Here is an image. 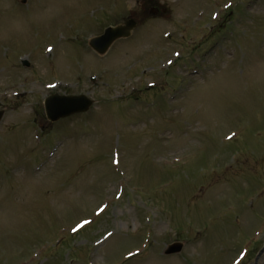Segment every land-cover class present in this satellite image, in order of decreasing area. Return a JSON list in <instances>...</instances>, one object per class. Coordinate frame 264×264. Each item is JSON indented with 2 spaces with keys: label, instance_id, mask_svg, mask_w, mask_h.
Wrapping results in <instances>:
<instances>
[{
  "label": "rangeland",
  "instance_id": "rangeland-1",
  "mask_svg": "<svg viewBox=\"0 0 264 264\" xmlns=\"http://www.w3.org/2000/svg\"><path fill=\"white\" fill-rule=\"evenodd\" d=\"M22 1L0 0V264H233L244 249L242 264H254L264 240V0ZM149 3L165 13L136 18L106 56L88 49ZM174 50L177 66L160 71ZM24 77L69 87L21 80L28 93L14 101ZM53 93L94 105L50 124L41 101ZM176 242L181 253L164 255Z\"/></svg>",
  "mask_w": 264,
  "mask_h": 264
},
{
  "label": "water",
  "instance_id": "water-1",
  "mask_svg": "<svg viewBox=\"0 0 264 264\" xmlns=\"http://www.w3.org/2000/svg\"><path fill=\"white\" fill-rule=\"evenodd\" d=\"M134 27L133 22L127 23L124 27H118L113 30H109V37L105 40H101L93 45L98 53L103 54L108 46L119 37L129 36V31ZM100 43V44H98ZM90 107V102L85 98H63L58 96L51 97L45 104V111L48 120L54 122L62 117L69 116L76 112H84ZM2 113L0 112V118ZM181 245H174L168 248L166 255L178 253L181 250ZM264 252V249L261 253Z\"/></svg>",
  "mask_w": 264,
  "mask_h": 264
}]
</instances>
